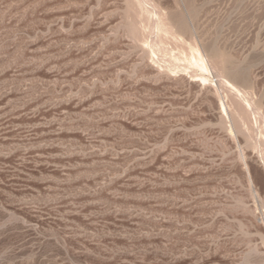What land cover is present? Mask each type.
Returning a JSON list of instances; mask_svg holds the SVG:
<instances>
[{
  "label": "rangeland",
  "instance_id": "1",
  "mask_svg": "<svg viewBox=\"0 0 264 264\" xmlns=\"http://www.w3.org/2000/svg\"><path fill=\"white\" fill-rule=\"evenodd\" d=\"M262 114L264 0H0V264H264Z\"/></svg>",
  "mask_w": 264,
  "mask_h": 264
},
{
  "label": "bare ground",
  "instance_id": "2",
  "mask_svg": "<svg viewBox=\"0 0 264 264\" xmlns=\"http://www.w3.org/2000/svg\"><path fill=\"white\" fill-rule=\"evenodd\" d=\"M143 2V1H141ZM159 28L162 30V31H165L166 33L169 32V27H167V23L164 21V20H159ZM155 32V31H154ZM157 34V33H156ZM179 40H183L182 37L178 36L177 37ZM150 43V42H149ZM197 47V46H196ZM194 48L193 46L190 47L191 50H189V53H184L185 54V60H187L189 64H191L193 67H196L198 68L201 73L197 76L199 78H197V80H202L204 82H207L211 76L214 77V71H213V68L211 66V64L209 63L208 61V58L203 55V53L201 52V50L199 48ZM153 50V49H152ZM151 50V51H152ZM159 56V55H158ZM161 58V57H160ZM162 60V59H161ZM173 63V62H172ZM216 72V71H215ZM217 75V74H216ZM215 75V76H216ZM201 81V82H202ZM200 82V81H199ZM222 83L226 84L227 86L231 87L233 89V91H237V92H240V90L242 89H239L240 87L237 86L235 83H233L229 78H226L224 76H222ZM244 91V90H243ZM237 92L235 94H237ZM241 93V92H240ZM245 93V92H244ZM244 93H241L242 96L244 95ZM246 97V96H245ZM249 100V99H248ZM250 102V101H249ZM220 106H221V109L223 110V112L225 113V115H228L227 114V108L225 106V103L223 101L220 102ZM253 104V103H252ZM250 105V104H249ZM254 106V105H253ZM248 108V107H247ZM251 109V108H250ZM254 109V108H253ZM256 109V108H255ZM258 110V109H256ZM256 112V111H254ZM260 116V115H259ZM261 116H264L263 114ZM260 116V117H261ZM264 119V118H263ZM262 119V120H263Z\"/></svg>",
  "mask_w": 264,
  "mask_h": 264
}]
</instances>
